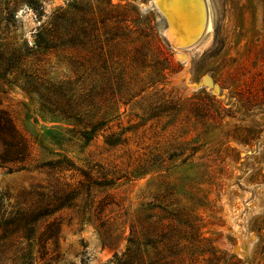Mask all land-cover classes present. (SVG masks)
<instances>
[{
	"label": "rangeland",
	"instance_id": "374dc122",
	"mask_svg": "<svg viewBox=\"0 0 264 264\" xmlns=\"http://www.w3.org/2000/svg\"><path fill=\"white\" fill-rule=\"evenodd\" d=\"M205 2L213 29L188 40L170 0L161 6L154 0H0V51L10 45L29 53L8 74L0 70L10 80L41 69L49 81L78 83L90 72V62L73 64L96 42L45 56L35 47L37 31L73 6L99 13L89 22L75 14L74 38L85 39L88 28L91 38L124 37L120 49L145 55L136 83L143 91L121 106L120 117L110 114L106 131L89 143L70 132L72 122L42 112L38 96L19 87L21 76L15 84L0 81V117L30 145L28 169L0 168L5 205H30L35 192L55 189L59 175L77 185L81 170L112 181L83 194L79 207L45 217L32 232L11 234L2 223L0 264H117L132 231L145 243L144 227L152 222L164 232L182 229L176 239L186 264H210L213 247L226 257L221 264H264V0ZM206 77L217 92L203 84ZM112 134L120 142L110 146ZM61 158L75 170L61 175L37 167ZM105 199L110 205L100 221L94 210ZM56 218L59 235L41 242ZM141 249L145 258L144 251L155 252Z\"/></svg>",
	"mask_w": 264,
	"mask_h": 264
},
{
	"label": "trees",
	"instance_id": "16d2710c",
	"mask_svg": "<svg viewBox=\"0 0 264 264\" xmlns=\"http://www.w3.org/2000/svg\"><path fill=\"white\" fill-rule=\"evenodd\" d=\"M36 10L39 16L40 11ZM91 10V12L85 13L77 6L61 10L55 15L53 22L42 26L35 35V47L38 49L37 53L42 56L47 55L46 52L49 50L64 51L68 47L75 46L76 43L84 45L86 42H96L93 43L94 47H83L86 53L73 64L74 68L77 67L76 65L80 64L81 59L91 63L90 72H88L89 69L84 71L78 83L71 79L59 82L49 81L40 73L41 69L35 72L23 70L21 74L19 73L20 75L17 74L13 80H10L6 74L15 68V63L26 61L29 53L22 54L20 50L11 48L10 45H3V51H0L1 61L4 62L0 63V70L7 72L5 75L0 74L2 84H15L18 79L20 80L18 76H21L22 84L19 87L29 96L31 94L38 96L40 110L72 122L74 128L70 132L79 135L85 143L91 142L101 132L106 131L105 127L111 121L107 119L109 115L117 113L116 117H120L121 106L128 105L143 91L142 89L139 92L136 91V83L139 79V72L145 65V55L138 52H126L119 48V45L124 43V37L117 42L114 39L103 41L95 36L91 38L88 28L81 29L85 39L74 38L71 35L73 28L71 23L75 14L81 13L78 15L83 20L87 19V22L99 17L96 8L91 7ZM129 38L128 35L127 39ZM96 44L98 45L96 46ZM115 47L117 51L114 50ZM118 142L120 139H117L115 134L109 136L108 144L110 146ZM29 160V142L16 132L8 117H0V168H7L9 173L26 170L30 164ZM37 167L61 175L75 170V166L66 158L48 161L37 165ZM80 175L83 176V179L79 180L77 185L62 181L63 178L59 175L55 178V189L52 192H35L36 199L30 205H27L26 202L10 207L5 205L3 198L0 197V230L3 223L11 234L19 231L32 232V226L38 224L45 217L65 209L79 207L77 202L81 200L83 194L91 196L93 188L112 184V181L107 180L106 177H103L102 180H94L84 170L80 171ZM109 205L110 202L105 199L95 208L98 220L101 221V214ZM80 213L85 214V211ZM165 213L179 220V215L169 214L166 211ZM60 221L61 218H56L47 225L46 230L41 234V242L43 238L46 239V243L57 238L60 233ZM144 230L142 236L145 243L139 242L132 231L133 237L129 239L130 246L121 260L117 259V264H186V258L183 255L184 247L176 239V235L180 234L182 229L169 226L164 232L158 226V222H152L144 227ZM195 241L198 243L202 241L200 235H197ZM148 245L152 246L155 252L150 256L147 251H144L145 258L142 255L141 247ZM212 249L214 258L208 260V263L226 262L225 256H218V250H215L214 247Z\"/></svg>",
	"mask_w": 264,
	"mask_h": 264
},
{
	"label": "bare ground",
	"instance_id": "6f19581e",
	"mask_svg": "<svg viewBox=\"0 0 264 264\" xmlns=\"http://www.w3.org/2000/svg\"><path fill=\"white\" fill-rule=\"evenodd\" d=\"M167 1L168 0H154L156 5L158 6L166 4ZM170 1H171V5H173L174 10L176 11L177 16L182 18V21L184 22L183 24H184L185 34L186 36H188V40H191V38L193 40L197 39L199 36H201V34L210 33L212 31L213 24H212V20L208 15V9L206 8L205 0H170ZM175 20L177 21V19ZM181 23L179 22V24ZM179 27L182 26L179 25ZM203 84L213 88V90H215L216 92L218 91L217 87L212 84V81L208 77L204 79Z\"/></svg>",
	"mask_w": 264,
	"mask_h": 264
}]
</instances>
